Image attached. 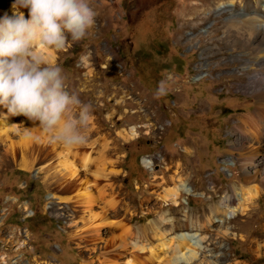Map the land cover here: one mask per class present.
Segmentation results:
<instances>
[{
  "label": "rangeland",
  "instance_id": "374dc122",
  "mask_svg": "<svg viewBox=\"0 0 264 264\" xmlns=\"http://www.w3.org/2000/svg\"><path fill=\"white\" fill-rule=\"evenodd\" d=\"M12 4L0 0V18ZM91 7L96 25L88 38L62 51L43 46L41 53L44 57L50 53L48 62L63 70L69 91L92 105L90 130L100 123L101 135L109 142L132 128L137 136L122 138L107 158V176L101 178L107 190L104 201L75 202L72 207L61 200L62 194L53 196L45 175L37 173L40 164L32 170L20 167L10 145L33 140L58 152L66 148L51 142L25 117L14 116L17 131L8 132L7 142L0 139V264H103L107 259L104 264H127V258L112 261L108 254L114 250L121 256L122 245L129 246V252H147L143 247L147 245L165 261H174L181 253L163 252L152 230L150 241L129 234L169 213L167 207L146 216L155 209L153 201L146 202L153 174L183 163L187 172L178 176L184 189L179 199L182 215L211 203L219 205L228 192L241 197L242 187L248 186L227 150L237 135L232 132L237 118L264 104L263 80L251 89L240 88L250 85L254 72L248 68L264 61L259 57L264 55V0H91ZM20 11L29 14L26 8ZM202 69L206 76L200 78ZM258 71L264 78V66ZM162 79L170 91L157 100L153 93ZM90 80L91 86L86 84ZM133 86L144 101H151L154 115L163 118L156 125L166 127L161 135H153V121L134 113L140 110L145 115L144 105L139 109L129 101L118 106L124 96L132 95L117 94L115 89ZM189 148L193 153L183 157ZM96 156L92 154V159ZM90 169L80 167L74 182L79 193L84 191L81 181L87 182L97 199L92 174L96 165ZM253 202L247 210L244 205L231 208L232 220L226 223L223 216L216 217L222 227L215 234L226 232L231 239L218 241L221 248L212 252L218 259L200 252L190 264H264V191ZM164 237L174 244L171 235ZM177 264L186 263L182 259Z\"/></svg>",
  "mask_w": 264,
  "mask_h": 264
},
{
  "label": "bare ground",
  "instance_id": "6f19581e",
  "mask_svg": "<svg viewBox=\"0 0 264 264\" xmlns=\"http://www.w3.org/2000/svg\"><path fill=\"white\" fill-rule=\"evenodd\" d=\"M222 8H224V6ZM5 13L12 16V8L10 7L8 10L4 11L2 17ZM23 15L26 19L29 16V14L25 13H23ZM38 47V51L40 53L45 50L43 45ZM49 55L50 53L48 56L44 57L47 61H49ZM259 57H264V55ZM54 59L55 57H52V60ZM263 66L264 61L260 60L259 62L256 61L254 63L253 68H248L254 73L251 74L252 76L250 78L249 86L240 85L242 90H248L249 87L251 89L253 85H256L258 81L260 82L261 80H263L262 82L264 83V78L261 77V72L258 71L262 69ZM201 73H203V69L200 72V78L206 76ZM86 84L91 86V80L89 83L86 82ZM115 91H117V94L123 93L125 95H132V97L129 98L124 96L122 101L118 103V106L123 104L127 105L129 101H132L139 109L141 108V105H144V108L146 109L145 115L142 114L140 110H137L134 113L139 114L144 120L153 121V124L151 125L153 135H161L162 132L166 131V127L156 128L157 124L163 122V118L159 115H154L151 111V101H144V95H142L143 93L137 94L135 86L128 87V90L126 91H123V89H115ZM260 97L263 96L261 95ZM0 108V139L3 138L5 139V142H7L9 140L8 132L11 130L17 131V129L14 123V116L8 114V110L3 106H0ZM99 125L96 127L93 126L90 130L89 140H92L91 145L86 144L82 147L66 148L64 152H58L55 148L50 149L48 146H42L37 143L35 144L33 140H27L19 144L11 143L10 149L13 157L17 158L15 161L23 169L32 170L35 164L41 165L37 173L45 175V181L52 190L54 197L57 194H62L64 197L61 198V200L70 202L72 207L75 206V202L78 204H84L86 201L92 203V201L95 200L103 202L104 198H106L105 196L107 190H105L102 186L101 178L107 176L106 174L104 176L107 158L110 155H113L114 151H117L118 147L116 146H119L122 138L126 140L135 138L137 136V130L136 128L123 130L120 133L122 138L116 137L114 141L109 142L105 135H101L102 128H100L101 126ZM233 131L236 132L237 135L234 140H231L227 151L230 155L231 162H233L235 166L239 167L243 182L248 184V186L245 185L242 187L241 197L233 192H228L225 193V196L219 205H216L215 203V205H212L213 203H211L210 206L208 205L209 207L200 209L195 213L192 212L191 214L187 213L182 215V205L179 203V199L183 195L184 189L178 185L179 181H183L182 179L178 180V176H181V174L184 175L187 170L183 163H179L177 165L175 164L173 167L169 165V167H166L163 171H160V173L155 172L153 174L154 180L150 187L152 190L148 192L149 198L146 202L150 203L153 201L155 209L146 216L154 214L156 209L163 211L167 207L169 208V213H164V215L162 214V218H156L146 226L136 227L134 230L131 229L132 231L129 230V234L131 235L130 237L135 239L140 234L137 239H140L143 242L150 241L151 236L148 231L152 230L154 237H158L161 242V250L163 252H180L181 257H177L174 261H165L156 253L153 247L147 245L143 246L147 252L137 249L134 252H129V246L122 245L124 252L122 251L123 253L121 256L116 254L114 250L113 252L110 251L111 253H108L111 256L112 261H118L119 258L125 257L127 258V264H177V262H180L183 259L186 264H190V262L192 263L194 259L198 258L200 252L201 255H204V257L209 256L210 258L215 257L216 259L220 257L219 255H214L212 253L214 250L221 248L218 241L227 239L230 241L231 239L226 232L221 231L215 234L216 228L222 227L220 224L221 221H216V217L220 215L223 216V222H228L227 219L232 220L228 217L231 208H237L240 210V205H244L245 210H247L249 207L247 205L251 204V206H253V201H256V199H258L264 191V104L259 103L254 111L243 113L240 117H238L232 129V132ZM111 134L114 133L112 132ZM96 137L97 139H94ZM192 153L193 152L189 148L185 149V154L182 155L187 158ZM92 154H96L97 156L92 159ZM92 163L96 165V171L92 172V174L94 176V187L99 193V197H97V199H94V196L90 193V190H88L90 185L87 182L81 181L83 183L81 189H84L81 193H79L80 191L77 188V184L74 182L77 180L80 167L89 172L91 171L90 167ZM174 167H177V173L173 172ZM73 193L74 195L71 196ZM157 194H159L160 198L154 197ZM173 201L176 202L175 205L173 204ZM75 212L77 213V211ZM113 212L115 215H118L119 211L117 210V207L113 209ZM198 233H200L199 237L197 236ZM164 235H171L169 240H174V244L172 246L168 243V241H166ZM23 246H21V248ZM169 246H171V250H169ZM186 249L191 250L189 255L186 254ZM224 255L228 258L226 253ZM106 261L108 262L109 260L107 259ZM106 261L102 260L101 262L105 263ZM50 264H58V262L54 261ZM83 264L95 263L84 262Z\"/></svg>",
  "mask_w": 264,
  "mask_h": 264
},
{
  "label": "clouds",
  "instance_id": "9594fccd",
  "mask_svg": "<svg viewBox=\"0 0 264 264\" xmlns=\"http://www.w3.org/2000/svg\"><path fill=\"white\" fill-rule=\"evenodd\" d=\"M11 8L12 16L0 18V106L36 124L64 148L86 145L92 105L69 91L63 70L37 47L62 51L88 38L96 25L91 0H14ZM23 8L28 9L27 19ZM169 91L162 79L153 97L159 100Z\"/></svg>",
  "mask_w": 264,
  "mask_h": 264
},
{
  "label": "water",
  "instance_id": "95a60500",
  "mask_svg": "<svg viewBox=\"0 0 264 264\" xmlns=\"http://www.w3.org/2000/svg\"><path fill=\"white\" fill-rule=\"evenodd\" d=\"M6 3L14 2V0H4Z\"/></svg>",
  "mask_w": 264,
  "mask_h": 264
}]
</instances>
